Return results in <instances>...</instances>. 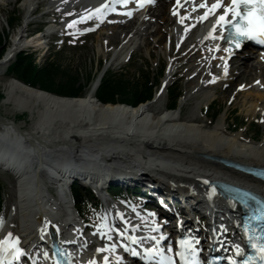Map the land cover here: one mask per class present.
I'll use <instances>...</instances> for the list:
<instances>
[{"label":"bare ground","instance_id":"1","mask_svg":"<svg viewBox=\"0 0 264 264\" xmlns=\"http://www.w3.org/2000/svg\"><path fill=\"white\" fill-rule=\"evenodd\" d=\"M14 1L6 0L7 3ZM157 1L158 3L142 16L141 21L134 18L133 21L123 24L120 21L109 23L104 20L101 24V27H110L112 34L115 33L117 38L122 40L115 57L134 46H149L153 36L156 45L161 46L167 37L163 51L174 60L169 64L170 68L163 78L162 92L155 100L135 108L122 104L104 105L95 97L98 82L93 84L83 98H67L27 87L12 78L5 81L0 79L5 95L1 107L14 117L7 118L0 114V128L6 126L7 129L16 128L17 132L21 131V136L26 141L25 147L31 153L28 158L32 164L51 165L62 160L81 162L84 166L102 169L104 164L108 166L115 163L127 176H133L138 169L162 167L163 176L185 185L180 190L187 195L194 197L198 194L194 197L198 201L200 197L203 198L205 181L217 179L251 187L264 196V183L227 169L219 163L220 159H227L247 166L264 167V139L257 145H250L244 140V134L234 132L229 135L230 129L224 118L213 130L205 129L197 112L192 111L189 116L183 118L184 98L177 110L171 112H165L168 105L166 107L159 102L175 70L182 69L184 74L188 71L196 72L190 79L192 85L194 84L190 100L202 98V101L209 103L212 97L207 96L206 91H217L222 85L233 82L234 85H229L228 90L233 88L235 91L239 88V92L233 96L242 94V105L246 114L256 115L264 110V53L257 55L255 51L248 54L225 51L229 46L221 43L224 36H220L221 23H217L222 15L225 16L223 22L228 19L224 5L221 15L210 20L208 16L216 10L211 8L212 3L206 4L199 16H190L185 11L178 17L174 13V0ZM57 3L59 0H23L24 26L14 34L9 48L0 60V67L10 66L16 55L25 47L40 48L45 44V39L52 34L50 30L43 36L36 35L31 39H25L24 35L30 23L29 18L40 7L47 4L51 6L44 16L58 13L63 6H55ZM71 4L72 2H69L67 5ZM206 12L208 18L203 20ZM152 14L155 19L146 20V16ZM87 19L93 21L95 17L91 15ZM72 28L67 26L63 31L70 32ZM116 31H119L118 34ZM112 34L109 41L114 39ZM177 36L180 37L176 42ZM101 52L102 47L99 53ZM183 59H186V62L179 63ZM113 62L116 63V59ZM196 108L201 111L200 102L196 104ZM22 114L28 117V128L15 123L16 116ZM0 145L3 149L2 155L6 156L18 152L21 144L1 136ZM29 178L30 184L25 192L21 189V199L17 193L12 195L16 205L11 209L8 226L4 228L3 223L0 230V242H4L0 245V250L8 247L10 241L15 242L18 239L26 251H30L28 248L31 244L43 243L46 232L58 239L68 232L63 226L65 220L62 218L50 217L44 220L38 215L42 214L44 207L46 174L38 170L36 175L32 174ZM10 183L12 187L16 185L14 180ZM28 189L33 190L36 204L32 210L35 215L26 220L28 204L23 203L22 198L30 196ZM208 198L210 200L209 196ZM214 200L220 201L216 198ZM219 203L221 206L227 205ZM133 216L137 217L135 214ZM35 219L34 225L26 226ZM0 221H3L2 217ZM203 221L207 223V217H204ZM12 228L17 231H11ZM92 244L93 241H90V246ZM99 249L101 247L96 249V256H85L80 264L95 259L97 261ZM108 257L117 262V257L110 254Z\"/></svg>","mask_w":264,"mask_h":264},{"label":"rangeland","instance_id":"2","mask_svg":"<svg viewBox=\"0 0 264 264\" xmlns=\"http://www.w3.org/2000/svg\"><path fill=\"white\" fill-rule=\"evenodd\" d=\"M22 2L23 0H15L13 3H7L6 0L3 1L0 0V31L6 30L7 34L9 35L8 46H10L14 34L17 31H19L21 27L24 26L21 22L20 25H18V27H15V29H13L12 31V28L9 26L7 22L9 16L16 12L17 14L20 15V17H23L24 9L22 7ZM167 4H169V2ZM48 5L49 4L40 7L41 9L39 8L40 10L37 13L35 12L36 14L32 15V17L29 18V21L31 20L34 22H41L42 24H45V21L52 19V18H44V17L41 18V14L43 13L44 15V13L49 9L47 7ZM81 10H83V7H81ZM81 10L79 11L75 10V12H80ZM68 11L69 9L63 10L64 13H67ZM75 12H70L67 15L66 14L61 15L59 19L61 18L65 20L70 19L74 15L78 14ZM148 18L153 19L154 18L153 14L149 15ZM28 28L26 29L27 32L31 30L32 33H34L38 28L42 30L45 29L46 31L48 29L46 26H39L36 24H33L29 29ZM103 28H105V30L106 29L108 30L106 31L99 30L100 35H94L83 40L70 39V40H65L63 42L62 37H57L55 42L56 45H53V47L51 48V50H49L47 54H45L44 51L43 52L40 51L41 53L38 51L40 54H37V63L43 65L47 60L53 61L60 65L62 71H66L71 74H80V76L84 79L90 73L93 74L94 77L97 74H100V71L103 70L104 66L107 65L106 67L110 68L109 72H112L118 76L122 75L124 76L125 79L128 80L133 79L134 77L141 80L143 72L149 73L153 78H156L161 68L163 66H165L166 68L169 67V64L174 60L173 57L170 58L167 54H165V51H163V46L167 44L166 41L167 37L165 39V42H163L161 46H157L155 42V38L153 36L150 39L149 46H145L143 44L140 47L139 46L131 47L130 49L133 50L132 58L128 62L124 64H120L121 61L119 59L123 57L126 51L120 53L116 57L114 56V51L118 49V47L122 44V40H120V38L118 39L115 33L112 34L110 27L106 26ZM111 34L114 36V39L109 41V36ZM101 47L103 48V52L99 53ZM176 47H178V43ZM26 50L29 52L32 51L29 49ZM245 53L248 54L254 52H252L251 50H247L245 51ZM260 54L261 53H258L257 55ZM114 59H116V63L113 62ZM184 62H186V59L181 60L179 63H184ZM103 64L105 65L103 66ZM6 68L7 66L0 67V79H3L4 81L8 78L5 74L6 72L5 73L3 72ZM166 71L165 74L167 73ZM186 73L187 74H184L182 69L181 71L180 70L176 71L177 76H175L174 78H173L174 75L172 76L173 79L170 81V85H169L171 86L172 83L178 82V84L182 87L183 98H184L183 100L184 106L182 107L183 118L189 116V114L192 111H194L195 113L197 112L196 114H198L199 120L203 123L205 129L207 130L210 129L213 130L214 129L213 127L216 124L222 123V120L224 118L226 125L230 129L229 130L230 133H228L229 135L234 134L232 130H234L237 122L241 121L243 124L246 123L247 125L246 126L242 125V127L239 130L235 131V133L244 134L245 135L244 140L247 143H249L250 145H257L259 141H262L264 139V110L259 111L256 115L246 114L242 105V97H243L242 94L240 95L238 94L236 97L233 96L239 92V88H237L235 91L233 88L228 90L229 85L230 86L234 85L233 82H230L228 85H224V86L222 85L223 87L222 86L219 87L218 89H216L217 91L215 90L206 91L207 96L212 97L211 98L212 100L209 101V103L206 101H202V98L190 100L189 97H191L190 95L192 94L193 92L192 89L194 87V84L192 85L190 79L195 74L194 71H188ZM138 79H136V81ZM1 83L2 81H0V93L4 94ZM244 85L245 82L242 83V86ZM159 90L160 88L158 87L157 89L158 93L160 92ZM156 94L153 100H155L158 97ZM160 99L161 100L159 102L161 103V105L163 103V105L167 107L168 105L167 93L165 95L163 94V96ZM198 102H200V107H201L200 112L196 108V104ZM210 104L212 106L213 105L219 106L220 108L223 109V113L214 123L211 122V117H210L212 114L211 108L207 111L208 105ZM9 113L4 111V108L1 107V101H0V114L4 115L7 118H14L11 115V113L10 114ZM22 115H17L23 117L20 120V122H18V124H20L25 128H28L29 127L28 117L25 114ZM206 115L208 117H206ZM181 121L184 122L183 119H181ZM256 132H260L261 136H259ZM255 139L257 140V142ZM253 141L256 143H253ZM10 181L11 180L7 176L0 173V182L3 184L4 187L3 205H2V211L0 213V218L2 217V220L6 221L7 224L10 221V217L12 213L11 209H13V207H15L16 205L15 198H12V195H14L15 193L18 194V187L17 186L12 187ZM97 214L98 213H96V215ZM16 223H17V219H16Z\"/></svg>","mask_w":264,"mask_h":264},{"label":"trees","instance_id":"3","mask_svg":"<svg viewBox=\"0 0 264 264\" xmlns=\"http://www.w3.org/2000/svg\"><path fill=\"white\" fill-rule=\"evenodd\" d=\"M20 16L17 13L10 15L8 23L14 27L20 22ZM8 44V34L0 31V59L3 57ZM7 74L19 81L33 87L53 93L63 97H81L89 84L91 75L84 79L80 74H71L62 71L60 65L53 61H47L44 65L36 63L35 56L30 53H20L16 55L15 61L8 67ZM163 74L161 70L159 76ZM159 77L152 79L151 74L143 72L142 80L133 81L119 77L111 72L106 73L96 92L97 99L106 104L138 107L139 104L152 99L155 91V85L158 84ZM181 88L175 85L169 90V106L176 108L179 101ZM3 95L0 93V100ZM83 98V97H82ZM146 104V103H145ZM131 107V108H132ZM220 109L213 110V117L216 118ZM22 118V117H19ZM84 193L77 190L76 198L78 202H84ZM1 203V186H0Z\"/></svg>","mask_w":264,"mask_h":264},{"label":"snow or ice","instance_id":"4","mask_svg":"<svg viewBox=\"0 0 264 264\" xmlns=\"http://www.w3.org/2000/svg\"><path fill=\"white\" fill-rule=\"evenodd\" d=\"M233 8H232V19L236 21V18L239 17V20L236 23L232 24V27L236 30L237 37H245L248 39H255L257 36L261 37L257 42L264 44V0H232ZM240 3L245 4L244 12L241 14L237 9L239 8ZM249 4H256L259 9V14H254V9L249 8ZM205 5H201L204 7ZM220 7V0H217L215 4L211 6L212 9H216ZM99 11V9H97ZM228 9H225V14H227ZM208 15V12L205 13V16ZM225 20V16H220L217 23H221ZM211 35V33L209 34ZM230 43H235L236 47L240 46L239 39H233L229 41ZM228 51V49H225ZM205 183H209L205 181ZM215 188H213V192ZM11 236V234H9ZM4 242H0L2 245ZM19 243L17 239L13 245L15 253L19 254L21 250L18 247H15ZM259 251L262 254L261 260L264 261V244L259 246ZM135 254V253H134ZM18 258V257H17ZM107 259V258H105ZM0 264H3L2 258H0ZM57 264H60V261H57Z\"/></svg>","mask_w":264,"mask_h":264}]
</instances>
